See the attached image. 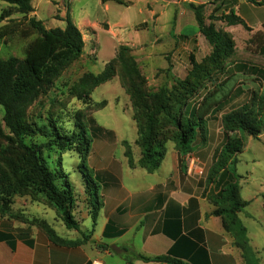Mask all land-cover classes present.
<instances>
[{
	"label": "trees",
	"instance_id": "obj_1",
	"mask_svg": "<svg viewBox=\"0 0 264 264\" xmlns=\"http://www.w3.org/2000/svg\"><path fill=\"white\" fill-rule=\"evenodd\" d=\"M32 1L0 0L21 16V19H11L7 12L0 14V23L5 22L0 26V43L6 44V40L13 37L29 40L24 46L22 59L14 56L0 59L2 123L10 134L6 137L0 131V136L18 151L16 158H4L7 169L0 171V215L10 214L15 197H28L35 203H39L38 199L43 198L46 204L55 210L66 229L79 230V223L74 217L77 199L73 186L67 174L57 173L49 167L47 159L52 151H73L80 155L85 164L90 153L92 136L88 129L78 124L73 129L65 130L56 119L49 116L39 122H32L27 114L35 100L46 95L52 87L59 66L81 55L84 41L69 15L65 18L66 25L63 29H46L42 21L32 16ZM101 1H112L127 6L123 0ZM183 5L193 13L198 33L211 48L205 66L198 65L194 58L190 57L191 77L176 81L170 91L165 88L157 92L146 91L139 71L129 55V49L121 47L101 74L85 79L92 80L93 87H96L114 77V64L121 67L125 93L131 102L133 120L137 126L135 144L140 149V159L135 164L127 146L125 157L132 169L138 166L148 173L158 170L167 152L162 134L165 128L170 127V139L175 145L179 171L185 173L186 157L193 152L197 138H200L201 142L205 141L207 120L227 104V98L213 101L211 94L194 101L197 90L202 86L203 73L209 74V66L220 72L231 71L227 62L235 53V43L230 34L217 28L216 22L249 29L233 11L219 16L213 15V11L208 17L209 23H206L204 4ZM250 47L264 57L262 32H257L251 37L247 49ZM84 95H88L86 89L79 93V96ZM93 129L95 136L100 128ZM221 129L223 140L214 153L207 178V183L214 188L208 192L207 199L215 207L213 215L222 219L224 230L234 238V245L241 250L244 264H260L247 243L246 230L238 219V213L246 206V202L240 198V176L236 172V165L238 156L245 148L246 138L258 139L264 131V95L254 92L244 105L224 114L221 117ZM28 138H40L42 142L27 143ZM45 151L48 152V157H44ZM83 177L86 181L84 191L90 197V214L95 221L101 202L89 184L95 186L96 183L89 173L83 174ZM262 199L264 202V195ZM32 222L37 223L52 238L55 237L54 231L46 222L35 219ZM83 240L87 241L88 237L83 235ZM141 259L157 262L170 260L166 256Z\"/></svg>",
	"mask_w": 264,
	"mask_h": 264
},
{
	"label": "rangeland",
	"instance_id": "obj_2",
	"mask_svg": "<svg viewBox=\"0 0 264 264\" xmlns=\"http://www.w3.org/2000/svg\"><path fill=\"white\" fill-rule=\"evenodd\" d=\"M123 1L127 6L108 1L106 2L108 7H105L101 0H33L32 2L36 7L41 5L38 8L37 19L43 22L46 29H63L66 25L65 18L69 15L84 41L81 55L59 66L52 87L46 95L39 96L35 100L27 114L32 122H39L49 116L56 119L65 130L73 129L76 124L89 130L92 142L85 164L81 161L80 155L73 151L56 150L50 152L49 157L48 152H44V157L49 158L47 163L51 169L68 175L78 201L82 195L80 194L82 186L86 185L83 174L108 173L107 166L111 168L117 166V163L121 165V173H127L128 159L125 157L127 146L133 162L140 153L139 147L135 144L137 126L133 120L131 102L125 93L121 67L114 64V77L96 87H93L92 80L85 81V79L101 74L106 65L115 58L118 50L127 47L139 71L144 89L157 92L165 88L170 91L176 85V81H184L191 77L190 57L194 58L198 65L205 66L211 52L204 38L194 36L197 32L194 15L183 4L204 3V16L206 23H209L208 17L213 11V15L219 16L224 9L230 10L239 3L238 0H234L221 6V0H167L166 2L158 0L156 3H148L145 7V0ZM169 1L174 3H168ZM149 9L158 14L162 13L159 19L154 18V21L149 19L147 11ZM34 10L37 11L36 8ZM239 10L251 22L264 21V5L244 3L239 4ZM6 12L11 19H21L20 14L10 10L6 4L0 3V14ZM174 17L176 20L173 24ZM216 26L219 29L225 27L221 22H216ZM175 27L176 31L186 39L178 37L177 32L174 34ZM233 31L234 39L240 48L227 63L244 61L264 68V57L256 53L253 47L247 49L249 42L242 44L241 40L245 38V32L239 29ZM28 41L13 37L7 39L6 44L0 43V59L10 56L22 59L23 49ZM208 72V75L203 73L202 86L197 90L194 101L210 94L213 101H221L227 98L237 85L258 89L256 84L250 81L252 80L250 76L220 72L211 66ZM84 89L88 91V95L79 96ZM214 91L216 92L213 93ZM228 111L229 109H222L216 116H211L206 124L209 122L217 124L220 120L219 116H223V113ZM2 117L3 110L0 107V131L9 137L10 134L2 123ZM93 128H100L95 136ZM171 131L170 127H167L162 134V138L166 141L168 160L172 149L175 148L170 139ZM198 140L200 138H197ZM26 142L40 143L42 139L28 138ZM250 149V152L247 150L239 156L236 168L240 173H256L254 177L259 181L260 173H264V147L257 144V148ZM17 155V149L0 136V171L7 169L5 157L16 158ZM240 179L241 177L238 179V185ZM252 184L253 181L249 187L253 190ZM89 187L93 189L91 183ZM243 197H247L245 191ZM24 198L30 201L28 197H15L12 203L17 201L19 206L22 202L17 199ZM38 202L48 207L43 217L52 223L55 210L48 206L43 198H39ZM42 206L39 208L43 209ZM248 212L252 214V220L244 218L242 220L253 242L262 247L256 257L260 264H264V235H261L264 225H260L264 222V213L260 217L262 210L257 208V204H253ZM255 218L258 222L254 220ZM238 219L244 227L241 218ZM54 224L59 233L66 231L62 223L54 222ZM245 237L248 238L247 233ZM247 243L250 247L249 242Z\"/></svg>",
	"mask_w": 264,
	"mask_h": 264
},
{
	"label": "crops",
	"instance_id": "obj_3",
	"mask_svg": "<svg viewBox=\"0 0 264 264\" xmlns=\"http://www.w3.org/2000/svg\"><path fill=\"white\" fill-rule=\"evenodd\" d=\"M157 1L145 0L144 5L146 7L148 3ZM231 1L234 0H221V6ZM238 1L237 6L222 12L228 14L233 11L249 29L245 30L240 25L223 24L225 27L222 30L230 34L235 43V53L240 47L234 39L233 30L245 32L242 44L249 42L257 32L264 34V21L251 22L239 10V4L262 5L264 0ZM106 2L103 3L106 5ZM40 6L32 5V16L38 18ZM149 8L153 9L151 6ZM147 11L152 21L154 18L159 19L162 14L150 9ZM175 20L176 17L173 24ZM4 23H0V26ZM176 32L178 37L186 39L175 27L174 34ZM194 36L202 37L198 30ZM227 67L231 69L232 75L244 74L252 77L250 81L258 89L237 85L229 93L227 104L222 109H229L230 112L241 107L254 92L264 95V68L244 61L229 62ZM220 116L217 124H206L205 141L198 140L190 154L196 160L195 167L189 169L186 160L185 173L179 171L175 148L172 149L169 160L166 152L160 167L153 173L138 166L130 169L128 165L127 173H121L120 163L111 168L107 166L108 173H92L90 176L96 185L91 190L97 194L101 207L94 221L88 203L90 197L84 191L85 185L82 186V195L76 201L74 210L79 230H68L63 225L66 231L59 233L54 222H62L56 213L50 223L43 217L48 207L26 198L17 199L22 202L21 205L17 206L16 201L11 206L9 215H0V264H244L241 250L234 245V238L224 230L222 219L213 215L215 207L207 199L208 192L214 188L207 183L209 168L214 153L223 140ZM263 138L264 131L258 139L247 137L242 154L247 150L250 152V148H257V144L264 147ZM139 159L140 153L134 162L138 163ZM236 172L241 177L240 198L246 202L238 217L241 220H252L253 216L248 210L253 204H257V208L262 210L261 217L264 213V173H260L257 181L254 177L256 173H240L237 168ZM252 181L253 190L249 187ZM243 191L246 198L243 197ZM34 219L46 222L54 231L55 237L52 238L37 223H33ZM254 220L258 222L257 218ZM243 225L245 227L244 223ZM260 225H264V222ZM245 230L250 248L257 256L262 247L253 242L246 227ZM83 235L88 237L87 241L83 240ZM261 235H264V231ZM165 256L170 260L157 262L141 259Z\"/></svg>",
	"mask_w": 264,
	"mask_h": 264
},
{
	"label": "built area",
	"instance_id": "obj_4",
	"mask_svg": "<svg viewBox=\"0 0 264 264\" xmlns=\"http://www.w3.org/2000/svg\"><path fill=\"white\" fill-rule=\"evenodd\" d=\"M186 160L188 161V168L193 169L196 164V160L190 156V154L186 157Z\"/></svg>",
	"mask_w": 264,
	"mask_h": 264
}]
</instances>
